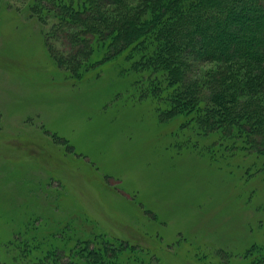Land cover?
Listing matches in <instances>:
<instances>
[{
  "label": "rangeland",
  "instance_id": "obj_1",
  "mask_svg": "<svg viewBox=\"0 0 264 264\" xmlns=\"http://www.w3.org/2000/svg\"><path fill=\"white\" fill-rule=\"evenodd\" d=\"M74 4L0 0V264H264L263 155L125 55L92 67Z\"/></svg>",
  "mask_w": 264,
  "mask_h": 264
},
{
  "label": "trees",
  "instance_id": "obj_2",
  "mask_svg": "<svg viewBox=\"0 0 264 264\" xmlns=\"http://www.w3.org/2000/svg\"><path fill=\"white\" fill-rule=\"evenodd\" d=\"M73 6L78 54L83 47L96 53L92 67L125 55L134 70L156 78L174 112L262 154L258 172L264 173V94H258L264 71L257 74L264 66V0H76ZM197 63H214L217 75L209 72L198 84ZM239 65L248 71L219 80L231 74L227 67ZM71 247L63 252L70 254ZM123 259L118 264L134 262Z\"/></svg>",
  "mask_w": 264,
  "mask_h": 264
}]
</instances>
